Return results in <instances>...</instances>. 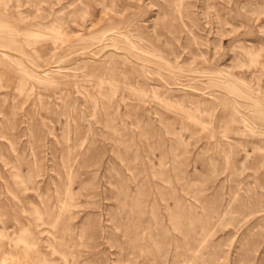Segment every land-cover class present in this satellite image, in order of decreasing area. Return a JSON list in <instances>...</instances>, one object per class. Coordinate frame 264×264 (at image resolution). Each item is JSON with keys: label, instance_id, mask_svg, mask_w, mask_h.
<instances>
[{"label": "rangeland", "instance_id": "1", "mask_svg": "<svg viewBox=\"0 0 264 264\" xmlns=\"http://www.w3.org/2000/svg\"><path fill=\"white\" fill-rule=\"evenodd\" d=\"M0 264H264V0H0Z\"/></svg>", "mask_w": 264, "mask_h": 264}]
</instances>
